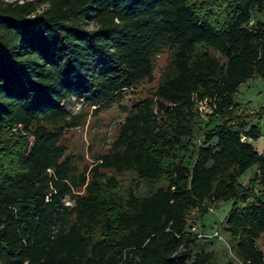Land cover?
I'll return each instance as SVG.
<instances>
[{
	"label": "trees",
	"instance_id": "1",
	"mask_svg": "<svg viewBox=\"0 0 264 264\" xmlns=\"http://www.w3.org/2000/svg\"><path fill=\"white\" fill-rule=\"evenodd\" d=\"M262 9L264 0H0V264H221L192 251L189 220L222 201L232 202L230 252L264 264V144L254 148L260 129L235 113L240 85L264 79V23L253 19ZM164 50L152 97L131 105L90 175L76 173L60 144L80 118L66 102L106 110L151 80ZM201 101L211 112L195 146ZM102 169L164 186L120 194Z\"/></svg>",
	"mask_w": 264,
	"mask_h": 264
},
{
	"label": "rangeland",
	"instance_id": "2",
	"mask_svg": "<svg viewBox=\"0 0 264 264\" xmlns=\"http://www.w3.org/2000/svg\"><path fill=\"white\" fill-rule=\"evenodd\" d=\"M253 19L264 23V9L255 12ZM216 56L219 57L218 54ZM169 59L170 52L168 50L158 54L155 57L151 80L141 81L133 88L125 91L122 100L111 103L106 110L93 114L92 108L83 106L76 100L70 99L66 102V108L70 113L78 115L80 118L77 126L64 131L60 144L63 145L66 154L73 161L77 170L76 173L83 172L87 177L90 175L95 158L107 154L111 142L116 138L118 127L123 122L131 105L144 98L152 97L161 81L162 73ZM220 59L222 60V58ZM235 103V113L252 117L249 121L260 129L261 137L251 142L254 148L260 152L264 144V116L260 119L256 118L259 110L264 107V79L254 77L241 84L235 94ZM200 115L201 117L196 120L192 136V143L195 146L201 144L203 133L207 129L206 117L203 112ZM11 132L14 133L15 129H12ZM101 173L108 177L113 176L118 181L120 194L136 182L138 183V188L134 190L136 195H143L155 188L164 186L163 181L154 185L145 180H139L131 172L115 174L109 169H102ZM253 174L254 168L247 170L239 182L250 179ZM77 193L80 192H75V194ZM64 203L70 205L72 203L71 196H66ZM231 204V201L218 202L212 205L209 212L202 218H196L195 214L191 216L189 224L194 228L195 233L202 235L192 244L193 252L212 251L221 264L228 262L240 264L229 250L228 236L225 234L222 224ZM214 231L219 233L221 240L206 237ZM256 245L261 251H264V234L256 241Z\"/></svg>",
	"mask_w": 264,
	"mask_h": 264
},
{
	"label": "built area",
	"instance_id": "3",
	"mask_svg": "<svg viewBox=\"0 0 264 264\" xmlns=\"http://www.w3.org/2000/svg\"><path fill=\"white\" fill-rule=\"evenodd\" d=\"M197 109H198L199 112H203V113H210L211 112V110L209 109V107L207 106L205 101L198 102L197 103ZM191 231L194 232V228H191ZM196 234H197L198 238L202 236L201 233H196ZM206 237L215 238V239H218V240L222 239L217 231H214V232L210 233Z\"/></svg>",
	"mask_w": 264,
	"mask_h": 264
}]
</instances>
